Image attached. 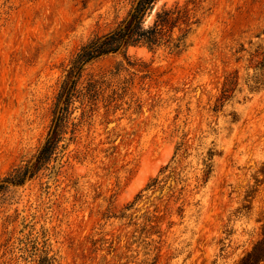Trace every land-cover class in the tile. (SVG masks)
Returning a JSON list of instances; mask_svg holds the SVG:
<instances>
[{
  "label": "rangeland",
  "instance_id": "obj_1",
  "mask_svg": "<svg viewBox=\"0 0 264 264\" xmlns=\"http://www.w3.org/2000/svg\"><path fill=\"white\" fill-rule=\"evenodd\" d=\"M136 1L0 0V184L35 161L82 48ZM186 4L197 24L183 51L82 67L48 164L0 189V264H239L260 238L264 88L248 80L264 0L155 8Z\"/></svg>",
  "mask_w": 264,
  "mask_h": 264
},
{
  "label": "trees",
  "instance_id": "obj_2",
  "mask_svg": "<svg viewBox=\"0 0 264 264\" xmlns=\"http://www.w3.org/2000/svg\"><path fill=\"white\" fill-rule=\"evenodd\" d=\"M160 0H137L126 21L115 31L90 41L82 48L72 62L65 82L60 90L50 134L40 149L35 161L23 172H18L12 179L3 184L22 183L26 178L31 179L45 167L56 150L62 135V129L68 115V106L72 92L75 90L76 77L80 75L82 67L92 59L126 51L130 47H146L150 50L167 47L170 51H183L187 47V40L194 32L197 22L193 21L188 4L175 5L156 9ZM177 33V35H176ZM254 75L248 80L251 91L264 88V48L261 60L254 67ZM236 81L228 79L224 87L221 102L229 97ZM0 184V189L2 185ZM239 264H264V225L260 238L240 260Z\"/></svg>",
  "mask_w": 264,
  "mask_h": 264
}]
</instances>
